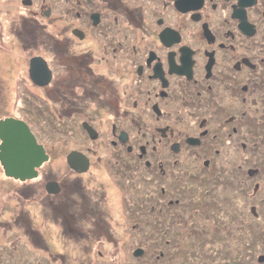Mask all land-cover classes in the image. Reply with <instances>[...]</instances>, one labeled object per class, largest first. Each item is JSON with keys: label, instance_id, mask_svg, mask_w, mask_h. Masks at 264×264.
Listing matches in <instances>:
<instances>
[{"label": "flooded vegetation", "instance_id": "obj_1", "mask_svg": "<svg viewBox=\"0 0 264 264\" xmlns=\"http://www.w3.org/2000/svg\"><path fill=\"white\" fill-rule=\"evenodd\" d=\"M28 1L20 0L28 9L12 17L7 27L23 53L0 57L5 75L0 81V121L10 117L24 121L49 160L51 150L40 142L29 121L53 125L55 132L57 124L68 126L60 131H66L75 145L66 152V168L60 167V158L54 163L53 156L56 200L64 197L65 188L73 187L75 178L91 175L92 168L114 180L116 174L131 177L140 169L158 183V191L146 198L153 201L152 217L147 218L154 227L163 228L160 236L169 228V223L164 227L159 221L163 217H172L171 222L193 216L189 223L196 226L197 214L204 213L208 226L196 231L201 243L209 244L211 231L218 229L214 195L177 213L176 206L184 204L183 179L187 183L201 179L200 184L213 180L216 173L211 171L215 172L221 152L236 166V175L260 177L253 188L264 195V0ZM63 19L66 25L58 26ZM6 46L0 43V53ZM38 48L44 54L29 56L42 50ZM35 56H42L51 70L45 85L31 77ZM20 73L22 78L15 77ZM10 107L14 109L9 112ZM58 114L64 117L54 122L53 115ZM70 154H75L71 160ZM0 167L4 173L1 163ZM166 178L172 191L180 190L175 197L169 194V199ZM211 184L210 189L201 185L203 196ZM77 191L73 194L81 190ZM157 199L162 202L161 216L156 214ZM259 199L264 202V196ZM208 200L211 204L203 205ZM60 206L69 207L76 216L68 202L53 210L60 211ZM64 216L57 215V225ZM91 231L86 232L90 239L96 234L95 228ZM67 241L66 237L63 243ZM98 243L92 248L99 252L103 241Z\"/></svg>", "mask_w": 264, "mask_h": 264}, {"label": "rangeland", "instance_id": "obj_2", "mask_svg": "<svg viewBox=\"0 0 264 264\" xmlns=\"http://www.w3.org/2000/svg\"><path fill=\"white\" fill-rule=\"evenodd\" d=\"M27 9L20 0H0V43L5 42L7 45L6 51L0 53L2 59L17 57L20 52L23 53L19 48L17 38L9 33L7 27L10 26L12 17H18V12L22 13ZM56 13L58 14V12ZM40 20L51 21L52 19L42 18ZM66 23L65 19L59 20L58 26H65ZM36 50L30 52L29 56L45 52L44 49ZM2 63L5 64L4 61ZM20 75L21 73L16 74L15 77ZM4 76L0 70V81ZM20 78L22 77L20 76ZM11 83L12 80H10V85ZM11 101L13 102L12 98ZM12 109L14 108L10 107L9 112ZM58 110L65 111L64 109ZM60 117L64 116L62 114L53 115V121L55 122ZM33 121H29L33 130L38 134L40 142L45 143L51 150L52 157L39 168V175L36 178L27 181L6 177L0 167V264H200L202 258L207 259L206 264H223L224 259L228 264H235L236 261L239 264H254V262L264 261L262 253L264 239L260 242L263 234L260 236L257 233L260 226L258 223H262L263 220L254 218L258 217L255 206H251L252 204L248 202V195H242L246 194L248 189H253L257 181L261 182L259 180L261 178L255 176L253 179H248L246 174L236 175V166L231 163L232 161L226 153L224 155L219 153L215 172L211 171L216 173L213 180H203L201 184V179L198 183L195 181L187 183L185 179L182 183L180 182L184 204L176 206L175 211L178 213L181 207L190 210L192 206L197 205L198 199L196 198L202 195L201 185L212 183L211 188L215 192L213 199L216 200L220 197L222 200L225 196L226 199L227 197L236 198L239 212H242L243 208L247 212H253L246 215L242 213L241 215L246 220L240 221L237 228L232 223V219L236 218L237 214L235 215L232 209L226 207V203H223L224 200L218 210L215 205L213 210L215 209L217 212L213 219L220 225L217 226L216 232L211 231L214 236L209 244L201 243V235L199 231H196L198 228L204 230L205 226H208L206 215L197 214L199 218L197 217L196 226L195 223H189L193 221H189V225L183 226L184 219L169 222L172 217L162 216L164 220L159 221L163 223L164 227H167L169 223V228H166L168 231L165 237H161L163 228L154 227L153 220L150 221L147 218L148 216L152 217V213H150L152 199L146 197L152 192L155 194L158 191V183L148 175L143 176L140 169L131 177L122 175L120 178L116 174V180H114L103 171L92 168L91 175L88 173L81 175L79 181L78 178H75L73 187L65 188L64 197L56 200L53 193H49L44 187L46 182L53 179V175H55L53 173L57 171V169H53V156H55L54 163H58L57 159L60 158V167L66 168V152L75 144L66 136L67 125L61 124L60 127L64 126L63 129L66 131L60 132L59 130L58 133L53 131V125H46L43 121L35 123ZM186 159L189 163H193L191 158ZM225 168L230 169L228 173L223 170ZM100 172L103 173L100 174ZM134 175L135 178L132 179ZM60 176L67 180V176L63 174ZM91 176L92 179H90ZM226 177L228 178V188ZM117 178H120L119 181ZM171 178L174 181L176 173L171 174ZM215 180H217V185H215ZM164 181L166 182V193L169 192L166 198H171L169 194L172 195V193H174L172 196L179 194L180 190L172 191V183L167 178ZM248 181H250V186ZM113 184L116 185L115 188L109 186ZM237 186L243 188V191L233 193V189ZM207 188L210 189V186L208 185ZM77 190L81 191L73 194ZM261 192L264 194V190ZM209 194L207 193V195ZM189 199L191 201L187 203L186 201ZM256 199H253L254 203L261 202ZM61 202H68L70 206H73L76 216L71 214L72 212L67 206H60V211L55 212L53 208ZM160 202V199L154 202L158 204L156 206L157 216H161V210L158 211L159 204H162ZM186 213L188 214L189 211ZM58 214L65 215V220L61 221V225H57ZM232 215L236 217L232 218ZM150 222H152L151 225ZM132 224L135 225L132 226ZM253 226L255 227L250 230V233L246 232V228ZM66 227L67 232L65 231ZM94 228L96 234L90 239L86 232L93 234L91 229ZM71 235H77V237L72 239ZM9 237L12 238L8 239ZM66 237L68 241L67 244H64L63 241H66ZM99 241H103V244L101 243V250L98 252L97 248H92V246L96 244L95 247H97ZM20 247L23 248L22 251ZM136 248L144 250L141 256L133 255ZM19 249L21 252L18 251ZM171 253H173V257H171ZM214 253L216 255H213ZM234 259H236L235 262Z\"/></svg>", "mask_w": 264, "mask_h": 264}, {"label": "water", "instance_id": "obj_3", "mask_svg": "<svg viewBox=\"0 0 264 264\" xmlns=\"http://www.w3.org/2000/svg\"><path fill=\"white\" fill-rule=\"evenodd\" d=\"M25 3L29 4V1L25 0ZM30 74L39 85L47 84L52 76L42 56L31 59ZM0 139V163L8 177L21 181L34 179L39 175V168L49 160L43 144L37 141L29 125L22 120L13 117L1 120ZM74 155L70 154L69 160ZM53 185L56 186L53 180L46 183L45 188L49 193H53ZM143 252L142 248H136L133 255L141 256Z\"/></svg>", "mask_w": 264, "mask_h": 264}, {"label": "trees", "instance_id": "obj_4", "mask_svg": "<svg viewBox=\"0 0 264 264\" xmlns=\"http://www.w3.org/2000/svg\"><path fill=\"white\" fill-rule=\"evenodd\" d=\"M56 127H57V132L59 133V130H61V127L57 124L56 125ZM64 127V126H63ZM61 132V131H60ZM176 172H177V170H175ZM174 171V172H175ZM184 174V173H183ZM182 174V175H183ZM186 176H187V174H185L184 175V177L186 178ZM183 176H182V178H184ZM181 178V179H182ZM249 179H252V178H249ZM248 184H249V186H250V181H248ZM226 186H227V188H228V183L226 184ZM234 186V185H233ZM239 186V185H238ZM238 186H237V188H235V189H233V193L234 192H238V191H243V188H238ZM254 189V188H253ZM253 189H248L247 190V192H246V194L245 193H243L242 195H248V202L250 203V204H252L251 206H255V208H256V212H257V215H258V217H254L255 219H258V218H261L262 220H263V222L262 223H258V225L260 224V226L258 227L257 225V227H258V234L260 235V236H262V234H263V236H262V239H260V242L264 239V202H259V203H257V202H253L254 200L253 199H256V200H260L259 198H260V196H261V194L258 192V190L255 188V190L253 191ZM159 192H161V190L159 191ZM207 193H210L209 195H207V196H203V192L201 193L202 195L201 196H199V197H201L200 199H198L199 197H197L196 199H198L197 200V203H200V201H202V199H204V201L206 200V199H208V197H210L213 193H215L214 192V189L211 191V190H208L207 192H206V194ZM217 199H219V200H217ZM215 201V203H216V208H217V210L220 208V206H221V204H223V203H226V207L227 208H230V209H232V211H233V213H235V215L237 214V217L235 216V215H232V218L235 216L236 218H233L232 219V223H233V226L234 227H237L238 228V224H239V222L240 221H245L246 219L241 215L242 213L243 214H251L253 211H252V209H251V211L252 212H247V210L245 209V208H243L244 210L242 211V212H239V209H237L238 208V206H237V201H236V198H228L227 197V199H226V196L224 197V198H222V200H224L223 201V203H222V200H221V198L219 197V198H217ZM209 202H210V200H208L207 202H204V204L203 205H205V203L207 204H209ZM150 203H151V201H150ZM187 203H190V201H187ZM214 203V202H213ZM249 203H247V204H249ZM202 204V203H201ZM210 204H211V202H210ZM257 207H259V208H257ZM258 209H259V211H258ZM174 213H175V211H173ZM214 213H216L215 211H214ZM176 214V213H175ZM204 213H202V215H203ZM254 214V213H253ZM179 215H181V213L179 214ZM255 215V214H254ZM185 220V223L183 224V226H187V225H189V221H193V216L192 217H190V218H185L184 219ZM196 220H198V218H196ZM192 223V222H191ZM217 225H220V224H217ZM255 226H253V227H251V228H246L245 230H246V232H248V233H250V230H252L253 228H254ZM256 227V228H257ZM255 228V229H256ZM167 234V233H166ZM165 234V235H166ZM165 235H163L162 237H165ZM12 237H9L8 239H11ZM248 245H250V244H248ZM20 249H21V251H22V247H20ZM20 249L18 250L19 252H21L20 251ZM252 252V251H251ZM262 253L264 254V251H262ZM171 257H173L174 255H173V253H171ZM213 255H216V253H214ZM230 260V259H229ZM235 260L236 259H234V262H235ZM223 264H228V262L226 261V259H224V261H223ZM235 264H239V262H237L236 261V263ZM254 264H264V261L263 262H260V263H255L254 262Z\"/></svg>", "mask_w": 264, "mask_h": 264}]
</instances>
